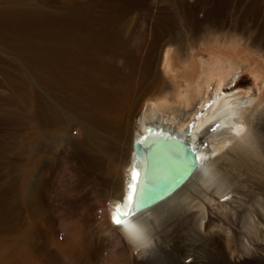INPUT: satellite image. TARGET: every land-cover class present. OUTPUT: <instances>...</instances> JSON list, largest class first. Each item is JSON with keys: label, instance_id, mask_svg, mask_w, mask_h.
<instances>
[{"label": "bare ground", "instance_id": "6f19581e", "mask_svg": "<svg viewBox=\"0 0 264 264\" xmlns=\"http://www.w3.org/2000/svg\"><path fill=\"white\" fill-rule=\"evenodd\" d=\"M176 1L175 8L171 4L175 13L158 20V29L175 32L172 41L179 34L174 31L181 25L177 21L183 18L185 26L189 21L184 15L189 6L185 0ZM0 3V36L16 52H24V60L33 59L42 69V248L55 244L68 264L81 260L94 264L95 252L96 264H186L175 249L178 244L194 235L204 241L205 236L221 233L210 264L262 263L246 257L264 251V94L253 103L248 92L234 88L240 76L237 57L225 58L210 48L208 58L197 60L193 51L179 67L174 52L167 50L163 71L168 81L160 76L152 80L147 30L126 35L116 23L108 27L78 3L67 5L71 8L59 19L34 0ZM189 31L186 40L192 46L206 32L198 26ZM24 80L33 90L32 81ZM228 87L232 90L224 94ZM214 98L192 128V120ZM142 102L140 128L132 135L129 123ZM151 127L169 134L173 142L192 145L197 161L193 173L172 194L133 214L135 200L144 194L139 183L148 169L146 159L133 154V144L139 138L145 145L150 138L158 139L156 133L149 135ZM164 147L171 145L159 148ZM65 154L73 166L77 193L84 190L85 199L95 200L85 224L53 212L52 176ZM167 159L159 158L170 166ZM175 159L169 176L182 168ZM18 168L24 191L31 162L25 160ZM103 201L110 204L105 210ZM117 207L122 220L118 225L113 221ZM240 219L243 227L237 224ZM57 228L68 234L63 242ZM17 237L0 238V264L15 263L11 251ZM197 247L191 242L190 249Z\"/></svg>", "mask_w": 264, "mask_h": 264}, {"label": "rangeland", "instance_id": "374dc122", "mask_svg": "<svg viewBox=\"0 0 264 264\" xmlns=\"http://www.w3.org/2000/svg\"><path fill=\"white\" fill-rule=\"evenodd\" d=\"M34 1L39 2L45 9L54 12L55 19H59L62 12L71 8L67 5L78 3L81 9L84 7L87 11H84L85 13H89L92 17L101 18L107 26L109 25L108 27L116 23V27H120L126 35L134 30H147L149 33L147 55L152 56V62L154 60V72L150 79L155 77L157 80L160 76L163 77L164 81H168V77L163 71L165 51L167 50L174 52L176 63L180 67L184 59L191 56L193 51L196 52V59L199 60L200 58H208L207 51L213 48L225 58L233 56L238 58L240 76L237 84H235V89L248 92L253 103L261 100L264 94V0H221V2L219 0L206 2L203 0H185L189 8L185 10L184 15L189 21L186 26L184 25L186 21L183 18L181 22L180 20L177 21L178 25L181 24L177 27L179 30L177 28L174 30L179 31V34L175 35L177 41L171 40L175 32L170 34V31L165 28L159 27L160 30L158 29L160 26L159 18L175 13V9H172L173 6H171V4L178 3L175 0ZM143 15L146 16V21ZM200 22L202 23L200 24ZM128 26H131L132 29H127ZM197 26L200 27L201 31L205 30L206 32L204 34L202 32L198 42L192 46L186 37L191 35L189 33L192 31L189 30H195ZM182 33L185 38L182 36L183 38L178 42ZM168 35L170 42L166 41ZM156 37L161 38L157 39ZM253 41L255 48L251 44ZM252 45L253 47H251ZM227 47L230 48L227 49ZM24 56V52H16L12 44L0 36V238L11 239L18 236L16 249L13 248L14 250L11 251L14 258L16 257L14 264H68L65 258L58 254L59 249L54 246L55 244L42 248V73L40 74L39 71L41 67L37 66L33 59L24 60ZM26 77L32 81L33 90L29 89V85L25 82L24 78ZM231 90L230 87L226 88L224 94ZM215 100L216 98L206 104L202 111L195 116L191 123L192 128L195 127L197 121ZM144 108L145 104L142 102L133 114L129 123V132L132 135L140 128V118ZM33 132H35L34 135ZM27 135L29 136L28 139ZM25 160L31 162V170L28 174L27 186L22 191L17 176L19 174L18 167ZM58 165L59 168L52 176L54 180V188L52 187L53 203L55 205L53 212L59 211L68 218L74 217L73 219L79 223L83 219L81 223L85 224L89 222L90 209L96 206L95 200L91 196V198L85 199L84 190L77 193L78 187L72 177L73 166L68 154L62 156ZM126 170L127 167L125 173ZM50 182L52 183L51 180ZM111 199L110 204L114 201L113 198ZM107 203L109 201L102 202V209H107V206L110 205ZM84 206L87 208L85 209ZM99 212L101 211L98 210ZM243 223L242 219L237 222L240 227L244 226ZM56 231L58 238L61 237L60 240L63 242V238H66L68 234L62 228H57ZM221 237V233H213L205 236L204 241H202L203 238L194 235L178 244L180 246L175 249L181 251L182 263L210 264L215 258L213 252L218 249V240L220 244L219 238ZM190 241L196 242L198 247L194 250L190 249ZM166 244L169 245V242ZM173 244L175 245V243ZM98 257L95 252L92 256L94 264L99 262ZM254 257L256 260H261L262 263L260 264H264V251L260 255L252 254L246 257V260L251 261ZM81 264H84L83 260H81Z\"/></svg>", "mask_w": 264, "mask_h": 264}, {"label": "water", "instance_id": "95a60500", "mask_svg": "<svg viewBox=\"0 0 264 264\" xmlns=\"http://www.w3.org/2000/svg\"><path fill=\"white\" fill-rule=\"evenodd\" d=\"M149 135L155 134L154 127L148 129ZM161 132L158 130L155 137L150 138V144L148 145L143 144L142 139H135L133 144V154L136 158L146 159L148 163L147 174H145V178L142 179L139 183L140 189L143 191V195L141 198L135 200L136 210L141 211L144 210L161 199L172 194L180 185H182L185 180L193 173V167L195 166L196 159L193 153L196 154L195 149L192 145L188 144L187 146L180 142H173L170 140L171 136L167 133L160 134ZM170 137V138H169ZM171 145V147H164L160 149L159 147L164 145ZM174 145V147H173ZM167 148H169L167 150ZM169 152V156L166 152ZM172 153V154H171ZM168 157L167 161L169 162L170 166L173 163L174 157L175 162H182L180 163L181 169H178L176 173L170 174L169 176L168 169L170 166L168 164H161L159 158ZM180 160V161H179ZM164 167L166 169H164Z\"/></svg>", "mask_w": 264, "mask_h": 264}, {"label": "snow or ice", "instance_id": "6c2138e0", "mask_svg": "<svg viewBox=\"0 0 264 264\" xmlns=\"http://www.w3.org/2000/svg\"><path fill=\"white\" fill-rule=\"evenodd\" d=\"M117 213H118V215H116V216L113 217V221L116 224H121L122 223V220L119 218V208L118 207H117Z\"/></svg>", "mask_w": 264, "mask_h": 264}]
</instances>
